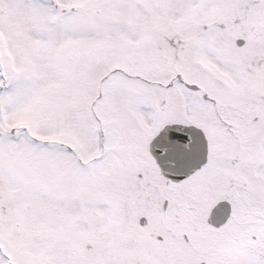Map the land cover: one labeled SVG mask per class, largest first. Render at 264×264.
<instances>
[{"label": "snow or ice", "instance_id": "1", "mask_svg": "<svg viewBox=\"0 0 264 264\" xmlns=\"http://www.w3.org/2000/svg\"><path fill=\"white\" fill-rule=\"evenodd\" d=\"M0 264H264V0H0Z\"/></svg>", "mask_w": 264, "mask_h": 264}]
</instances>
